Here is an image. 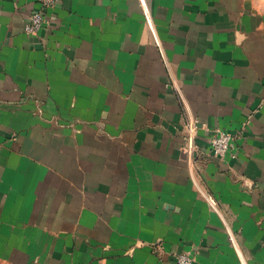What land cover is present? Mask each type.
<instances>
[{
  "label": "crops",
  "instance_id": "1",
  "mask_svg": "<svg viewBox=\"0 0 264 264\" xmlns=\"http://www.w3.org/2000/svg\"><path fill=\"white\" fill-rule=\"evenodd\" d=\"M43 2L0 0V255L264 264V0Z\"/></svg>",
  "mask_w": 264,
  "mask_h": 264
},
{
  "label": "built area",
  "instance_id": "2",
  "mask_svg": "<svg viewBox=\"0 0 264 264\" xmlns=\"http://www.w3.org/2000/svg\"><path fill=\"white\" fill-rule=\"evenodd\" d=\"M54 0H44L45 5L52 4ZM47 22L46 15L43 10H36L32 12L25 24V30L30 33L38 32ZM200 124V120L198 118H192L189 121V129L188 133V145L187 150L190 156H196L201 152V148L199 144L196 142L197 137V128ZM210 152L217 157H225L227 155L236 156L235 148H236V135L228 130L222 128H215L214 133L210 138L209 144ZM212 202H215L212 196H210ZM176 262L177 264H194L195 256L191 252H181L176 254Z\"/></svg>",
  "mask_w": 264,
  "mask_h": 264
},
{
  "label": "rangeland",
  "instance_id": "3",
  "mask_svg": "<svg viewBox=\"0 0 264 264\" xmlns=\"http://www.w3.org/2000/svg\"><path fill=\"white\" fill-rule=\"evenodd\" d=\"M0 264H21L17 262L16 260H10V258L3 257L0 255Z\"/></svg>",
  "mask_w": 264,
  "mask_h": 264
}]
</instances>
